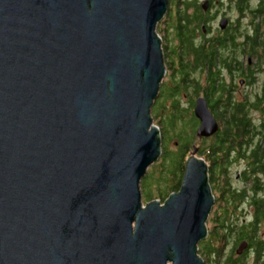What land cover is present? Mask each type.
<instances>
[{
  "label": "water",
  "instance_id": "1",
  "mask_svg": "<svg viewBox=\"0 0 264 264\" xmlns=\"http://www.w3.org/2000/svg\"><path fill=\"white\" fill-rule=\"evenodd\" d=\"M166 9L0 0V264H204L214 199L197 148L163 203L140 194L161 152L149 114ZM194 101L197 138L210 137L218 123Z\"/></svg>",
  "mask_w": 264,
  "mask_h": 264
},
{
  "label": "trees",
  "instance_id": "2",
  "mask_svg": "<svg viewBox=\"0 0 264 264\" xmlns=\"http://www.w3.org/2000/svg\"><path fill=\"white\" fill-rule=\"evenodd\" d=\"M168 1H170V6L173 5L175 9L173 14L169 11V8L165 10L163 16H166L165 19L168 28L166 22H164L165 27L161 37L163 36V39H166L167 34L170 37V41H178V43H174L175 46L171 49L169 59L173 61L177 57L179 68L174 69L173 74H171L173 77L171 79L172 81L168 78V85L165 84L166 82H161L160 85L163 86L158 88L157 93V95L159 94V98L152 100L151 110L158 111L157 113L160 110L164 112L158 128L161 152L158 159L150 166V173H145L140 179V187L143 190L142 195L149 200L155 192L157 197H160V203H162L161 199L164 202L170 193H174L180 189L181 177L184 173L183 164H185L188 159L187 156H189L188 154L194 148L193 139L195 137L197 138L196 126L198 125V121L194 114H192V103H189L190 107L188 109L178 108L177 98L175 97L181 93L183 94L189 88L192 90L189 93L190 99L194 95L197 97L203 94L206 97L205 100H207L209 108L212 110L211 112L218 120L217 125L220 126L217 133L208 138V140H211H209L204 150L211 162L208 173L210 172L209 178H211L210 180L215 190L219 187L222 191L228 188L227 178L222 176V172L224 171V167H226L230 149L234 146L238 156L246 154L247 151H252V157L256 158V162L251 165L252 167L253 165L259 167L258 161L264 159V132L257 133L255 131L258 129V126L253 124L254 122L251 120L249 114V110L261 106V99L254 100L253 105L248 102L246 104L242 100L238 104L230 101V88H226L222 77L223 75L220 74V69L217 67L216 60L219 58V55H217L215 48L216 43L207 39L208 45H206L205 43H201L202 39L200 38V46H198L195 41L196 34L198 33L205 38V36L201 35L203 16L200 14V20L198 19L199 10L195 4H186L185 6L183 0ZM180 5L184 7L181 8ZM256 31H258V28ZM156 33L158 34L157 31ZM169 33L172 34L170 35ZM256 40L257 38L253 39V45L251 47L258 45ZM163 45L162 40V51L165 48ZM256 55L259 59V53H256ZM258 62L261 63V60H258ZM254 67L259 69L260 66L258 67L257 65ZM241 71L238 70L235 72V75L237 76L238 73H243ZM249 72L245 71L244 74H248ZM251 72L256 71L253 70ZM194 74H198L200 77L195 78ZM165 101L168 102L169 108H166ZM245 106L247 107L245 108ZM182 119H185V121L180 126L181 134L175 135L178 138L175 139L177 147L174 150L169 143V138H172V136L168 133H172L175 121ZM196 123L197 125H194L195 128L192 127ZM163 134L168 135L162 139ZM204 141L206 139L201 140L200 143ZM196 153L200 156V148ZM158 168L159 170L157 171L159 172H155V169ZM145 178L148 179L146 180ZM150 181L154 182L152 183V185L154 184V189L149 186L148 183ZM221 222L223 223L222 220ZM217 231H222L221 227ZM217 231L215 236L217 235L219 239L214 238L211 230L212 238L208 237L204 241H199V255L203 259L204 264H219L220 254L223 250V243L221 241H224L226 238L222 233L219 235ZM213 240H217V244Z\"/></svg>",
  "mask_w": 264,
  "mask_h": 264
},
{
  "label": "flooded vegetation",
  "instance_id": "3",
  "mask_svg": "<svg viewBox=\"0 0 264 264\" xmlns=\"http://www.w3.org/2000/svg\"><path fill=\"white\" fill-rule=\"evenodd\" d=\"M183 4L185 6L186 4H195L199 10L198 19L200 20V14L203 16L201 35L205 38L198 33L195 41L198 46H200V38L202 39L201 43L206 45H208L207 39L216 43L215 48L219 55L216 60L217 67L220 69V74L223 75L226 88H230V101L238 104L242 100L246 104L248 102L253 105L254 100L261 99V106L249 110V114L253 122V116H257L258 122L260 121V123H253L258 126L255 131L257 133L264 132V0H183ZM235 12L236 14H234ZM244 22L245 25L242 27ZM257 28L258 31H256ZM255 38H257L258 45L251 47ZM176 43H178L177 40ZM175 44L167 46L165 49L167 55L163 54L164 62L169 65L167 76L170 81L173 79L171 74L174 69L179 68L177 57L173 61L169 59L171 49ZM256 53H259V59ZM258 60H261V63ZM257 65L260 66L259 69L254 67ZM238 70H242L243 73H238L236 76L235 72ZM253 70L256 72H251ZM245 71L250 72L244 74ZM202 97L205 100L206 97L202 94L194 98L193 101ZM206 103L209 113L218 121L211 112L207 100ZM219 128L220 126H218ZM210 137L200 139L204 140ZM205 147H200V158L209 165L211 162L204 152ZM235 149V146L230 149V155L225 165L227 167H224V177L227 178L228 188H225L224 191L220 190V187L215 190L211 178H209L210 172L207 177L211 187L210 191L215 193L211 206L215 213L211 230L214 238L219 239L215 234L221 227L222 231H217V233L219 235L222 233L226 238L221 241L223 250L220 254L219 264H264V159L258 161L259 167L254 165L252 167L251 165L256 162V158L252 157V151L238 156ZM237 158L247 165V169L242 173L235 172L232 175L228 165L234 163ZM234 180L238 183L241 182L242 185L238 188L233 186L232 181ZM210 234L211 231H208L205 239ZM216 241H214L215 244H217ZM197 243V255L199 256L200 243L199 241Z\"/></svg>",
  "mask_w": 264,
  "mask_h": 264
},
{
  "label": "rangeland",
  "instance_id": "4",
  "mask_svg": "<svg viewBox=\"0 0 264 264\" xmlns=\"http://www.w3.org/2000/svg\"><path fill=\"white\" fill-rule=\"evenodd\" d=\"M168 1V0H167ZM168 8H169V11H171V13L173 14V11H174V9H175V7L172 5V6H170V1H168ZM170 8H172V9H170ZM234 14H236V12L234 13ZM165 17L166 16H163L161 19H160V21H159V23H157V27H156V31L158 32V36L157 37H159L160 39H161V42H162V40H163V47H165L164 49H163V54H165V52H166V48H167V46L169 47V46H172V45H174V43H176V40H172V41H170V37L169 36H167V34H166V39H163L164 37L162 36L161 37V35H163L162 34V31H163V29H164V27H165V24H164V22H166V19H165ZM166 24H167V22H166ZM245 25V22L242 24V27ZM167 28H168V24H167ZM170 35L172 34V33H169ZM165 42H166V45H165ZM167 55V52H166V54H165V56ZM165 56H164V58H165ZM164 62V61H163ZM165 63V67H166V73L163 75L164 77H163V79H162V82H166L165 84H167L168 83V76H167V74H168V70H169V65H168V63H166V62H164ZM194 76H195V78H197V77H200L198 74H194ZM168 85V84H167ZM163 85H160V87H162ZM159 87V88H160ZM192 90L189 88V89H187V90H185V92H183V94L181 93V94H179V95H177L176 96V98H177V100H176V102H178V108H183V109H188L189 107H190V105H189V99H190V97H189V93L191 92ZM156 99L157 98H159V94L157 95V97H155ZM194 98H196V96L194 95L193 96V98L192 99H190V101H192V105H194V102L195 101H193V99ZM156 101V100H155ZM155 103V102H154ZM153 103V104H154ZM165 103H166V105H167V107L166 108H169L170 106H169V104H168V102L167 101H165ZM162 104V103H161ZM191 105V106H192ZM171 109V108H170ZM192 110H193V107H192ZM158 111H152L151 110V112H150V114H149V116H151L152 117V123L154 124V125H156V127L157 128H159V123H160V120H162V116H163V113L164 112H162L161 110L159 111V113H157ZM253 118H254V122H258V119H257V116H253ZM177 121V122H176ZM175 121V126H173V131H172V133L170 132V133H168L169 135L171 134V136H172V138H169V143H170V146H171V148H173L174 150H175V147H177V145H176V140L175 139H177L178 138V136H175L176 134L177 135H180L181 134V125L184 123V121H185V119H182V120H176ZM173 122H174V120H173ZM181 122V124L179 125V123ZM194 125H197V123L196 124H193V126L192 127H194ZM195 128V127H194ZM168 134H163V138L162 139H164L165 138V136L166 135H168ZM161 139V140H162ZM198 138H196L195 137V139H193L194 140V142H193V145H194V147L195 148H197V150H199V148L200 147H204V146H207V144H208V142H209V140L208 139H206V141H204L203 143H200V141L201 140H197ZM196 153V152H195ZM190 154L191 153H189L188 155L190 156ZM196 155H198V153H196ZM189 156H187V158H189ZM198 157H200L199 155H198ZM233 162V161H232ZM231 165H228V166H230V174H232V175H234V173L235 172H238V173H242V172H244V170H246L247 169V165L246 164H244V162H241V161H239V159L237 158L235 161H234V163H230ZM151 166V165H150ZM149 166V168L147 169V171H146V174L150 171V169H151V167ZM227 167V166H226ZM157 170H159V168L158 169H155V172H159V171H157ZM150 173V172H149ZM223 173V177H224V175H225V173H224V171L222 172ZM154 175H156V173H154ZM154 175H153V177H154ZM231 175V176H232ZM225 178V177H224ZM146 179V178H145ZM148 179V178H147ZM146 179V180H147ZM152 183H154V182H152V181H150V183H148L149 184V186L150 187H152V189H154V184L152 185ZM232 185L233 186H235V187H240L241 185H242V183L241 182H235V180L234 181H232ZM143 187H144V185H143ZM142 187V188H143ZM140 190H141V187H140ZM142 191L143 190H141V192H140V194H142ZM212 195L213 196H215V193H212ZM160 198V197H159ZM159 198L157 197V195H156V193L154 192V195H152L151 196V198L149 199V200H147V198H145L143 195H142V203L143 204H146V203H150L151 201H155V200H159ZM161 201H162V203H163V200L161 199ZM142 204V205H143ZM161 204V203H160ZM215 215V213H214V209L213 208H211V210H210V213L207 215V217H208V219H207V222H206V228H205V230H207V232L208 231H211V229L213 228V220H214V216ZM210 237V236H209ZM211 238H212V236H211ZM215 240H213V242H214ZM200 256V255H199Z\"/></svg>",
  "mask_w": 264,
  "mask_h": 264
},
{
  "label": "clouds",
  "instance_id": "5",
  "mask_svg": "<svg viewBox=\"0 0 264 264\" xmlns=\"http://www.w3.org/2000/svg\"><path fill=\"white\" fill-rule=\"evenodd\" d=\"M157 34V33H156ZM158 36V35H157ZM161 41V40H160ZM193 107H194V105H193ZM198 126V125H197ZM197 128V127H196Z\"/></svg>",
  "mask_w": 264,
  "mask_h": 264
},
{
  "label": "bare ground",
  "instance_id": "6",
  "mask_svg": "<svg viewBox=\"0 0 264 264\" xmlns=\"http://www.w3.org/2000/svg\"><path fill=\"white\" fill-rule=\"evenodd\" d=\"M163 54V53H162Z\"/></svg>",
  "mask_w": 264,
  "mask_h": 264
}]
</instances>
